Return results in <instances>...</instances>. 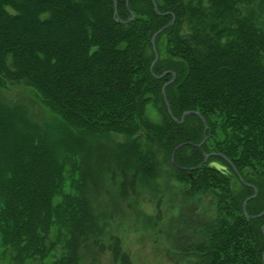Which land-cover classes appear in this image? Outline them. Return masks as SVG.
I'll use <instances>...</instances> for the list:
<instances>
[{"label": "trees", "instance_id": "trees-1", "mask_svg": "<svg viewBox=\"0 0 264 264\" xmlns=\"http://www.w3.org/2000/svg\"><path fill=\"white\" fill-rule=\"evenodd\" d=\"M117 2L135 17L118 21L115 0H0V88L24 82L46 110L41 121L0 98V264H93L106 251L133 264L120 237L105 239L101 192L108 179L123 196L156 181L159 157L188 196L215 200L203 238L179 248L198 264H264V2ZM173 18L153 72L152 37ZM174 77L176 120L162 93ZM189 110L207 130L198 114L181 122Z\"/></svg>", "mask_w": 264, "mask_h": 264}, {"label": "rangeland", "instance_id": "rangeland-1", "mask_svg": "<svg viewBox=\"0 0 264 264\" xmlns=\"http://www.w3.org/2000/svg\"><path fill=\"white\" fill-rule=\"evenodd\" d=\"M262 22L264 25V19ZM0 98L21 102L38 120L45 119L46 110L24 82L0 88ZM162 158L160 176L151 184L140 182L136 193L128 188V195L123 196L118 183L110 179L104 183L101 196L108 219L105 239L120 237L133 264H198L194 254L179 248L180 242L181 246H191L203 238L201 228L215 216V200L210 194L188 196ZM93 264L116 263L106 251Z\"/></svg>", "mask_w": 264, "mask_h": 264}, {"label": "water", "instance_id": "water-1", "mask_svg": "<svg viewBox=\"0 0 264 264\" xmlns=\"http://www.w3.org/2000/svg\"><path fill=\"white\" fill-rule=\"evenodd\" d=\"M127 3H128V5H129L130 0H127ZM155 7H156V9H157V3H156V2H155ZM115 17H116V19H117L118 21H120V22H129V21L132 20L135 16H134V13H133L132 18L129 19V20H124V19L120 18L119 15H118V2H117V0H115ZM174 21H175V18H173V20H172L169 24H167V25H165L164 27H162L161 29H159V30L153 35V37H152V44H153V48H154V51H155V54H156V55H155V56H156V57H155V60L152 62V67H151L153 72H154L155 64H156V62H157L158 59H159V52H158V50H157V46H156V40H157V37H158V35H159L164 29H166V28H168L169 26H171V25L174 23ZM165 74H166V73H164V74H162V75H159V77H163ZM174 76H175V75H174ZM174 79H175V77H174L171 81L167 82V83L163 86L162 93H163V97H164V99H165V101H166V103H167L168 112H169L170 115H172V117H174V119L176 120L177 118H176V117L174 116V114H173L172 107H171V105H170V103H169V101H168V99H167V94H166V88H167V86H168L170 83H172V82L174 81ZM189 114H198V115L201 117V119L203 120L204 124H205V130L208 129L209 126H208V124H207V121H206L205 116H204L201 112L196 111V110H189V111H186V112L183 114V116H182V120H181V122H182V121L186 118V116L189 115ZM206 139H207V136L205 135L204 138H203V140H202V142L199 143L198 146L203 145V143L206 141ZM184 145H185V143H181V144L177 145L176 148L174 149V152H173V155H172V161H173L174 163H175V156H176L177 151H178L181 147H183ZM212 154L219 155V156L225 158V159H226L231 165H233L234 169H235L236 172L239 174L237 167H236V166L233 164V162L227 157V155H225L224 153H212ZM210 156H211L210 153H209V154H206V157H205V159H204V161H203V164L206 162V160H207ZM180 167H181V166H180ZM242 179H243V178H242ZM257 194H258V189L256 188V189H255V193H254L253 195L249 196V197L244 201L243 209H244L245 214H246L247 216H249V217H254V216L251 215V214L248 212V209H247L248 202H249L250 200H252L253 198H255V197L257 196ZM263 214H264V211H263L262 213H260L258 216H262ZM262 230H263V232H264V225H263V227H262ZM263 256H264V254H263Z\"/></svg>", "mask_w": 264, "mask_h": 264}]
</instances>
